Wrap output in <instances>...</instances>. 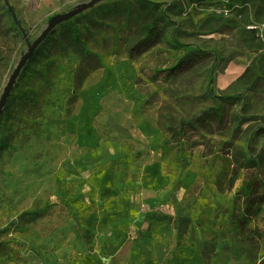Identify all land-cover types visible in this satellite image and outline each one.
Instances as JSON below:
<instances>
[{
    "label": "rangeland",
    "instance_id": "rangeland-1",
    "mask_svg": "<svg viewBox=\"0 0 264 264\" xmlns=\"http://www.w3.org/2000/svg\"><path fill=\"white\" fill-rule=\"evenodd\" d=\"M90 1L0 0V97ZM0 264H264V0L56 25L0 116Z\"/></svg>",
    "mask_w": 264,
    "mask_h": 264
},
{
    "label": "water",
    "instance_id": "water-1",
    "mask_svg": "<svg viewBox=\"0 0 264 264\" xmlns=\"http://www.w3.org/2000/svg\"><path fill=\"white\" fill-rule=\"evenodd\" d=\"M103 0H92L87 4H82L78 7H76L73 11L63 14V15H55L53 16L48 24L46 29L43 31V33L32 43H27V50L21 57L20 61L16 65L15 69L13 70L12 74L10 75L7 84L5 85L3 92L0 97V116L2 114V111L6 105L7 99L9 97L10 92L12 91V88L14 87V84L21 72V70L24 68L26 63L31 59L33 56L36 48L43 42V40L46 38V36L49 34V32L58 24L69 20L71 17L75 16L78 13H81L82 11L91 8L95 4L101 2ZM11 12V11H10Z\"/></svg>",
    "mask_w": 264,
    "mask_h": 264
}]
</instances>
